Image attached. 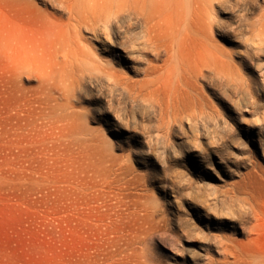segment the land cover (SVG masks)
Returning <instances> with one entry per match:
<instances>
[{
  "label": "rangeland",
  "instance_id": "rangeland-1",
  "mask_svg": "<svg viewBox=\"0 0 264 264\" xmlns=\"http://www.w3.org/2000/svg\"><path fill=\"white\" fill-rule=\"evenodd\" d=\"M176 3L0 0V264H264V0Z\"/></svg>",
  "mask_w": 264,
  "mask_h": 264
},
{
  "label": "bare ground",
  "instance_id": "bare-ground-1",
  "mask_svg": "<svg viewBox=\"0 0 264 264\" xmlns=\"http://www.w3.org/2000/svg\"><path fill=\"white\" fill-rule=\"evenodd\" d=\"M125 2H126L127 10H136L142 15L145 14V11L150 10L149 12L150 14L146 18V32L150 40H153V39L155 40L156 33H158V31H160L159 28L162 27L161 21H163L166 17H169V16L173 17V15L176 16L177 18L180 17V13L169 14L163 10L158 9V7H160L161 5L169 3L170 0H125ZM177 3H178V0H177ZM180 5L182 4L180 3Z\"/></svg>",
  "mask_w": 264,
  "mask_h": 264
}]
</instances>
